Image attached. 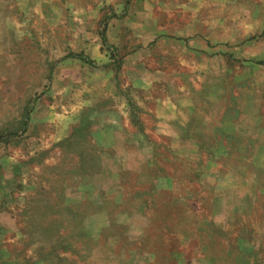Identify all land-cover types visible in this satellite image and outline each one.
<instances>
[{
	"label": "rangeland",
	"instance_id": "rangeland-1",
	"mask_svg": "<svg viewBox=\"0 0 264 264\" xmlns=\"http://www.w3.org/2000/svg\"><path fill=\"white\" fill-rule=\"evenodd\" d=\"M0 264H264V0H0Z\"/></svg>",
	"mask_w": 264,
	"mask_h": 264
},
{
	"label": "crops",
	"instance_id": "crops-1",
	"mask_svg": "<svg viewBox=\"0 0 264 264\" xmlns=\"http://www.w3.org/2000/svg\"><path fill=\"white\" fill-rule=\"evenodd\" d=\"M194 42H195V40H194ZM187 44V42H185V45ZM156 117H158V115L156 116ZM159 118V117H158ZM188 136H180V137H177V138H181V137H184L185 139H188V138H194L193 136H191L190 134H187ZM183 138V139H184ZM213 140H215V138L213 139ZM192 142H194V144H193V152H198L199 150H200V148H202L204 145H207L209 142L207 141V140H205V139H199V138H194V140L192 141ZM212 142V141H211ZM184 142L182 141V142H179V143H177L178 144V146L177 147H179V148H182V150H183V152L182 151H180V149H178L177 151H174V153H176V154H178V153H180V154H183V155H185L186 153H187V150H184V147H186L184 144H183ZM216 144V142H212V144H209V146L210 145H215ZM219 144V141H217V145ZM189 147L187 146V148L186 149H188ZM191 149V148H190ZM199 149V150H198Z\"/></svg>",
	"mask_w": 264,
	"mask_h": 264
}]
</instances>
